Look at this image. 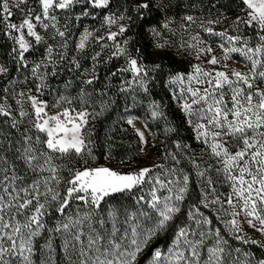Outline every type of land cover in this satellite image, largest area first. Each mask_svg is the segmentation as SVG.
Returning <instances> with one entry per match:
<instances>
[{
	"label": "rangeland",
	"instance_id": "374dc122",
	"mask_svg": "<svg viewBox=\"0 0 264 264\" xmlns=\"http://www.w3.org/2000/svg\"><path fill=\"white\" fill-rule=\"evenodd\" d=\"M221 1L0 0V41L17 62L0 110L20 127L18 151L34 155L25 166L0 158V264H32L45 184L86 145L82 92L96 80L139 107L124 120L141 163L80 167L68 196L97 204L139 188L136 207L153 209L96 264L146 256L150 235L169 224L174 240L146 264H264L251 255L264 250V0L227 11ZM156 11L162 29L144 56L135 17ZM8 65L0 58V83Z\"/></svg>",
	"mask_w": 264,
	"mask_h": 264
},
{
	"label": "trees",
	"instance_id": "16d2710c",
	"mask_svg": "<svg viewBox=\"0 0 264 264\" xmlns=\"http://www.w3.org/2000/svg\"><path fill=\"white\" fill-rule=\"evenodd\" d=\"M232 2L234 0H222L223 9L227 11L231 8ZM242 5L239 2V6ZM159 18L161 12L158 11L135 17L138 32L133 47L141 50L144 56L150 54L153 40L162 29ZM6 41H0V58L11 65L7 66L10 68L8 77L0 83V95L6 88V83L12 82L17 70V62L9 61L12 48L10 42ZM21 68L28 70V65L23 60ZM100 82L94 81L93 86L91 85L93 88L82 92L89 98V110L92 113L84 129V149L78 154L65 155L64 170L49 176L50 179L45 184V197L38 209L42 229L34 246L32 264H96L95 260L100 256L124 247L122 239L127 235L124 233L125 227H141L153 212L149 205L137 208L133 198L131 199V196L139 193V188L109 195L97 204L89 199L84 204L83 201H75L68 196L71 180L80 167L98 166L110 160L133 167L141 163L140 141L124 120L130 110L137 112L139 107L132 105V101L123 93L106 96L99 90ZM19 129L18 123H13L7 111L1 109L0 158L25 166L34 155L29 150L24 153L18 151L15 141ZM169 226L171 224L161 226L150 235L151 241L144 248L146 256L127 264H146V258L153 255L156 248L168 247L177 233V230L173 232V226ZM251 250V255L264 260V250L255 246Z\"/></svg>",
	"mask_w": 264,
	"mask_h": 264
},
{
	"label": "water",
	"instance_id": "95a60500",
	"mask_svg": "<svg viewBox=\"0 0 264 264\" xmlns=\"http://www.w3.org/2000/svg\"><path fill=\"white\" fill-rule=\"evenodd\" d=\"M7 19L10 20V21L13 20L12 14L10 12L7 14Z\"/></svg>",
	"mask_w": 264,
	"mask_h": 264
}]
</instances>
